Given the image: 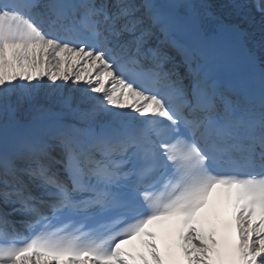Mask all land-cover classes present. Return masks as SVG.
<instances>
[{
	"label": "snow or ice",
	"instance_id": "1",
	"mask_svg": "<svg viewBox=\"0 0 264 264\" xmlns=\"http://www.w3.org/2000/svg\"><path fill=\"white\" fill-rule=\"evenodd\" d=\"M209 9L0 0V264H264V45Z\"/></svg>",
	"mask_w": 264,
	"mask_h": 264
},
{
	"label": "bare ground",
	"instance_id": "2",
	"mask_svg": "<svg viewBox=\"0 0 264 264\" xmlns=\"http://www.w3.org/2000/svg\"><path fill=\"white\" fill-rule=\"evenodd\" d=\"M212 1H213V0H212ZM207 2H210V0H207ZM210 3H211V2H210ZM229 7H230V6H228V9H227V12H229V15L237 16V14H236L235 12H233L232 9H231V8H233V9H235V10L237 11V7H235V6H232L231 8H229ZM237 18H238V19H237ZM237 18H236V19L239 20V23H240L241 25H242V23H243V25L246 26V29H247V28H253V23H252V22L245 20L243 17H238V16H237ZM226 19H229V17L226 16ZM241 22H242V23H241ZM255 34H258V32L256 31ZM74 71H75V69H74ZM44 83H50V82H47V80H46V78H45ZM57 83H62V82H61V81H58ZM70 86H71V81H69V82H68V85H66L65 88L62 89L61 91H62V92H67V91H69ZM47 91H48V89H42V90H41V94L43 95V94H44L45 92H47Z\"/></svg>",
	"mask_w": 264,
	"mask_h": 264
}]
</instances>
